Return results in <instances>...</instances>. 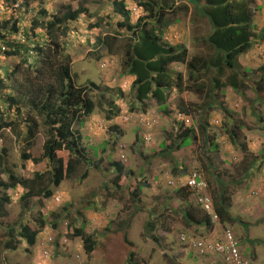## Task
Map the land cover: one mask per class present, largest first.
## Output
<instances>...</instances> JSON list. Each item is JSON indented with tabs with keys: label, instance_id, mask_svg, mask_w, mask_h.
Here are the masks:
<instances>
[{
	"label": "rangeland",
	"instance_id": "obj_1",
	"mask_svg": "<svg viewBox=\"0 0 264 264\" xmlns=\"http://www.w3.org/2000/svg\"><path fill=\"white\" fill-rule=\"evenodd\" d=\"M125 1L132 9L130 21L135 24L146 14L139 6V2L144 0ZM150 1L160 4L164 1L167 6H173L172 11L167 10V18L174 13L178 19L177 23L164 30L165 41L186 45L190 59L211 53L204 43L207 42L205 39L210 26L206 20L193 24L194 5L191 1ZM43 2L49 12L59 14L74 3L90 11L69 26L67 36L60 33L59 39L67 40L66 49L72 56L75 83L93 89L90 95L96 104L95 112L85 120L84 125L80 123L83 126L78 124L75 127L91 163L80 166L76 175L59 188L54 187L51 198H31L26 205L21 199L26 190L18 187L8 191L11 201L6 203L3 214H0V264H122L130 251L138 261H147L148 264H203L196 253L189 252L180 243L179 237L182 233L206 237L211 235V230L206 226L188 224L186 213L191 206L199 215L204 212L199 206L197 192L190 191L189 196L181 197L175 191L179 186L176 182L181 180L184 183L188 177H182V172H174V165L180 169L186 167L188 174L200 171L212 196L213 188L219 181L229 189V211L236 221L223 225L233 228L241 240L242 250L251 260L264 264V92L257 90L261 74L259 69L264 65V57L261 56L264 50V3L261 2V12L257 11L254 16L256 44L241 57L244 68H249L254 76L252 73L245 74L246 89L241 92L224 87V92L215 97V110L209 119L213 123L211 130L225 127L226 122L231 125L234 119L240 120L243 126L239 133L241 139L232 143L223 134L216 139L220 148L207 152L202 147L203 138L198 135L193 145L163 153L161 145L169 140L168 134L174 133L179 122L175 113L171 116L161 113L154 99L145 102L147 111L142 103L136 101L131 90L132 79L124 77L121 69L123 47L127 45V35L131 33H125V30L118 33L116 52L110 56L105 51L96 54L92 46L95 35L101 38L108 34L117 35L115 30L119 31L118 24L124 20L115 13L112 0ZM3 5L0 0V8ZM181 5H187L188 10ZM259 5V1L253 4ZM18 61L17 57L0 55V67L15 65ZM172 70L175 77L187 75L186 65L174 64ZM0 75L3 77L2 71ZM203 93L191 86H186L182 94L174 90L168 102L169 108H182L183 103L194 106L202 102ZM110 108L116 113L112 120L107 119ZM226 109L232 112L234 119L226 114ZM191 110L193 107L190 109L193 113ZM125 117H130L128 122H125ZM191 119L194 124L198 121L194 117ZM216 120L220 124L216 125ZM18 133L8 131L6 138L0 142V152L3 147L8 150L4 169L8 173L3 175L32 178L34 163L21 158L25 151H31ZM46 138V129L41 128L32 150L34 156L43 153ZM243 145L245 155L242 154ZM114 163L124 166L119 180L116 179L119 171ZM206 163L210 164V171L204 169ZM86 169L87 175L83 178ZM244 169L248 170V177L245 178L241 177ZM144 179L145 187L138 191L136 197L133 196L132 192ZM91 214L95 220L90 218ZM81 227L87 234H93L97 242L96 252L90 257L85 253L83 241L71 235L74 229ZM218 229L223 230V227ZM33 234L36 241L31 244L30 236ZM125 236L131 246L126 244ZM10 237L16 242L9 244L11 248H8ZM15 245L17 248H14ZM217 259L219 262L216 260L213 264H224L221 257Z\"/></svg>",
	"mask_w": 264,
	"mask_h": 264
},
{
	"label": "trees",
	"instance_id": "obj_2",
	"mask_svg": "<svg viewBox=\"0 0 264 264\" xmlns=\"http://www.w3.org/2000/svg\"><path fill=\"white\" fill-rule=\"evenodd\" d=\"M1 1L4 5L0 8V55L17 57L19 61L12 66L0 67L3 72V77L0 75V142L6 138V132H19V136H23L25 145L31 151H25L21 158L23 161H32L35 167L32 178L15 174L6 177L8 172L5 173L4 169L8 150L2 148L0 214H3L4 206L11 201L8 195L10 189L22 187L26 190L21 197L26 205L31 198H51L54 195V187L59 188L62 183L76 175L80 166L91 163L86 157V149L82 146L80 133L75 127L81 125L80 123L84 125L85 120L95 112L96 104L90 95L93 89L80 87L75 83L72 56L66 49L67 40L59 39L60 33L67 36L69 26L82 15L89 14L88 8L74 3L71 8L59 14L55 11L49 12L43 0ZM189 1L194 5L191 18L193 24L206 20L210 26L205 39L207 42H204L211 51L207 56H195L190 59L186 45L171 44L163 39L164 30L178 22L174 13L167 18V10L172 11L173 6H167L164 1L161 4L150 0L139 2L146 14L132 24V9L128 3L125 0H112L115 13L124 20L118 24L119 31L115 30L117 35L108 34L104 38L95 35V43L92 44L96 54L105 51L104 53L110 56L116 52L118 33L121 30H125L127 34L131 33L127 35L128 42L123 47L121 69L124 77L132 79L131 90L136 101L142 103L147 111L148 105L145 102L154 99L161 113L169 116L175 113L177 123L179 122L178 127L174 128V133L168 134L169 140L161 145L163 153L193 145L194 141L198 140V135L203 138L202 147L207 152L220 148L216 139L223 134L228 136L232 143L241 139L239 133L243 128L242 122L234 119L228 109L226 114L235 120L231 125L226 122L225 127L211 130L213 123L209 119L215 110V97L219 92H224V87L236 92L246 89L244 76L252 72L249 68H244L241 57L248 54L256 44L254 16L257 11L261 12V2L264 3V0ZM257 1L260 5L253 6ZM181 7L188 10L187 5ZM9 12L11 14L8 15ZM174 64L186 65V77L181 74L175 77L172 70ZM259 70L261 74L258 77L260 82H257V90L263 93L264 65ZM251 75L254 76V73ZM91 85L96 86L94 83ZM186 86L202 90V102L194 106L183 103L182 108H169L168 102L173 91L177 90L182 94ZM191 107L193 113L190 112ZM115 114L112 108L108 109L107 119L112 120ZM184 114L198 120L196 126L194 121L189 125L187 120L191 117L187 118ZM180 117L183 118L179 119ZM41 128L46 129L47 138L43 153L34 156L32 150ZM242 154H246L244 145ZM209 165L204 164V169L210 171ZM113 166L119 171L116 177L119 180L124 166L121 163H114ZM173 169L174 172H182V177H189L191 174H188L186 167L180 169L174 165ZM87 171L88 169L83 178L86 177ZM247 174L248 170L244 169L241 177H248ZM145 184L146 179L140 182L141 187L139 185V188H135L133 196L136 197ZM228 190L220 181L217 187L213 188L214 210L222 224L236 221L229 211L231 197ZM175 191L181 197L191 194L188 187L181 185ZM199 206L204 212L202 215L192 206L187 210L188 224L205 223L208 227L212 226V218L200 204ZM71 235L83 241L88 256L96 250L94 235L87 234L83 227L74 229ZM30 241L31 244L35 243V234L30 236ZM125 241L131 246L127 236ZM12 242L16 241L10 237L7 241L8 248H11L9 244ZM14 248H17V245ZM134 255L131 251L127 264L131 263Z\"/></svg>",
	"mask_w": 264,
	"mask_h": 264
},
{
	"label": "built area",
	"instance_id": "obj_3",
	"mask_svg": "<svg viewBox=\"0 0 264 264\" xmlns=\"http://www.w3.org/2000/svg\"><path fill=\"white\" fill-rule=\"evenodd\" d=\"M125 118V122H128L130 119V117ZM187 122L190 123L191 120H187ZM148 136L150 137V135ZM183 187H188L197 192L200 196L199 201L205 212L212 216L213 221H219V216L214 210L212 197L208 193V184L200 172L194 171L190 174ZM180 241L184 245H188L201 258L220 256L226 264H254L245 257L235 233L230 228H225L223 234L216 239H193L189 238L186 234H181Z\"/></svg>",
	"mask_w": 264,
	"mask_h": 264
},
{
	"label": "clouds",
	"instance_id": "obj_4",
	"mask_svg": "<svg viewBox=\"0 0 264 264\" xmlns=\"http://www.w3.org/2000/svg\"><path fill=\"white\" fill-rule=\"evenodd\" d=\"M142 8V7H141ZM136 10V9H135ZM264 50L262 51V53H261V56L262 57H264ZM103 66H105V64L103 65ZM191 120V122L189 123L190 125L191 124H193V120L192 119H190ZM215 124L216 125H218V124H220V122L218 121V120H216L215 121ZM81 136V135H80ZM146 137V136H145ZM123 157H124V155H123ZM196 171V170H195ZM198 171V170H197ZM194 172V171H193ZM192 172V173H193ZM198 172H200V171H198ZM191 173V174H192ZM202 174V173H201ZM203 175V174H202ZM186 181H184V183H185ZM207 182V181H206ZM178 185H181L182 187H183V184L184 183H181V181L180 182H176ZM208 184V183H207ZM190 191H193L192 189H190V188H188ZM209 194H210V192H208ZM211 197H212V195H211ZM198 200H199V198H198ZM212 200H213V198H212ZM200 205H201V203H199ZM202 206V205H201ZM202 209H203V207H202ZM204 210V209H203ZM205 211V210H204ZM207 215H209L208 213H206ZM211 218H212V216L211 215H209ZM213 221V220H212ZM213 223H215V224H220L222 227H223V230L225 229V228H230V229H232L233 230V228L231 227V226H228V225H225V227H224V225L220 222V219H219V221H217V222H215V221H213ZM233 232L235 233V231L233 230ZM182 234H185V233H182ZM222 234H223V232H222ZM222 234H220L219 236H221ZM187 235V234H186ZM181 236V235H180ZM187 236H189V238H193V239H199V238H208V239H216V238H210L209 236H206V237H193V236H191V235H187ZM218 236V237H219ZM235 236H236V234H235ZM236 238H237V236H236ZM238 239V238H237ZM179 240H180V237H179ZM238 241H239V243H240V241L241 240H239L238 239ZM131 243V242H130ZM180 243L182 244V245H184L181 241H180ZM186 248H187V250L189 251V252H194L193 250H191L190 248H189V246L188 245H184ZM240 247H241V244H240ZM96 251V250H95ZM94 251V252H95ZM243 251V253L245 254V257L247 258V259H249L250 261H252L254 264H256L253 260H251L250 258H249V255L244 251V250H242ZM93 252V253H94ZM131 252V251H130ZM194 253H196V252H194ZM129 255H130V253L128 254V257H126V260H125V262H124V264H127L128 263V258H129ZM88 256V255H87ZM88 257H90V256H88ZM196 257L198 258V259H200L201 261H203L204 263H211V264H213V261H218V257H220V256H209V257H207V258H201V257H199L198 255H196ZM146 259V258H145ZM219 262V261H218ZM147 263V261H143V260H141V261H138L137 260V257H135V255H134V257L132 258V260H131V263L130 264H146ZM223 263L224 264H226V262H224L223 261ZM148 264V263H147Z\"/></svg>",
	"mask_w": 264,
	"mask_h": 264
},
{
	"label": "crops",
	"instance_id": "obj_5",
	"mask_svg": "<svg viewBox=\"0 0 264 264\" xmlns=\"http://www.w3.org/2000/svg\"><path fill=\"white\" fill-rule=\"evenodd\" d=\"M90 218L93 219V220L96 219L95 216H94L93 214L90 215ZM214 224H215V223L212 222V226L209 227V229L211 230V235H209L210 238H218V236H219L220 234H222V232H223V230L218 229V227H222L220 224H215L216 227H214ZM193 225H195L196 227H204V226L208 227L205 223H204V224H201V225L193 224V223L190 224V226H193ZM130 229H131V228H130ZM235 234H236V232H235ZM236 235H237V234H236ZM128 240H129V239H128ZM129 242H130V241H129ZM240 244H241V241H240ZM241 249H242V248H241ZM95 252H96V251H95ZM125 260H126V259H123L122 264H124ZM202 263H203V264H211V263H204L203 261H202Z\"/></svg>",
	"mask_w": 264,
	"mask_h": 264
}]
</instances>
